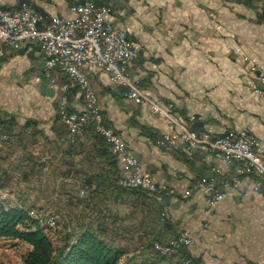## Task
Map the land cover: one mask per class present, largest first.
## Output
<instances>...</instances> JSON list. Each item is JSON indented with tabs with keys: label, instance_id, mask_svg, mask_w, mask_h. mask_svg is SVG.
Here are the masks:
<instances>
[{
	"label": "crops",
	"instance_id": "0c3cea01",
	"mask_svg": "<svg viewBox=\"0 0 264 264\" xmlns=\"http://www.w3.org/2000/svg\"><path fill=\"white\" fill-rule=\"evenodd\" d=\"M21 1L0 0V6L13 7ZM72 1L34 0L42 19L70 14ZM106 1L112 6L110 17L141 44L131 69L142 87L172 99L175 110L199 131L209 130L216 136L233 125L247 127L259 137L264 154V92L252 87L256 71L235 48L241 42L264 68V21L257 19L254 7L238 0ZM230 31H235V36ZM89 75L106 118L139 154L143 168L177 190L157 196L170 222L168 237L189 228L194 237L189 250L203 264H249L264 259V194L249 188L253 178L244 177L238 186H230V192L213 205L203 186L185 195L183 191L213 164H221L225 174L234 171L235 165L222 163L205 143L197 144L192 156L183 149L164 148L158 138L167 121L151 113L150 103L128 97V85L112 80L105 68L97 67ZM59 94L58 83L44 69L38 44L27 40L19 47L4 44L0 119H7L14 132L28 122L26 131L39 142L35 148L43 151L60 146L62 160L90 171L84 156L94 155L93 162L103 158L89 129L79 131L74 146L68 148L58 133L62 128ZM69 100L74 106L82 105L76 85L69 89ZM6 148L5 142L0 143V154L6 153ZM17 160L30 157L21 155ZM14 189L17 193L19 186ZM0 193L2 200L12 196L8 186Z\"/></svg>",
	"mask_w": 264,
	"mask_h": 264
},
{
	"label": "built area",
	"instance_id": "2783aa9c",
	"mask_svg": "<svg viewBox=\"0 0 264 264\" xmlns=\"http://www.w3.org/2000/svg\"><path fill=\"white\" fill-rule=\"evenodd\" d=\"M69 7L70 14H56L42 19L34 0H22L13 7L0 6V57L4 54L6 42L15 47L21 46L25 40L39 45L44 55V69L60 88L58 111L68 127L65 139L75 141L84 125L92 122L95 129L108 140L110 150L121 163L122 171L117 175L119 184L142 187L158 197L164 192L177 191L175 186L159 182L143 168L139 154L129 148L121 132L106 118L89 75L97 67L105 68L112 80L128 85V97L150 103L151 113L160 114L166 119L167 127L158 138L164 148L183 149L187 156H192L197 144L205 143L222 163L235 165L234 171L225 174L221 164H213L209 172L200 175L183 191L185 195L195 187L203 186L208 202L213 205L230 192V186H238L244 177L253 178L249 187L251 190L264 194V154L255 133L245 126L233 125L213 136L209 130L199 131L191 127L188 117L175 110L172 99L153 94L138 82L131 67L141 44L110 17L112 6L109 2L74 0ZM235 34V31H230L231 36ZM235 48L242 52L249 68L256 71L252 87L264 92V68L257 57L245 51L241 42H237ZM71 85L79 89L83 101L81 106H74L69 100ZM9 137L10 133L0 124V141ZM44 157L48 155L44 154ZM0 192H3V188H0ZM41 212L47 229L52 230L59 225L56 212ZM193 241L191 230L183 227L168 240H158L154 245L158 252L172 253ZM183 262L203 264L193 256L183 257ZM249 264H264V259H256Z\"/></svg>",
	"mask_w": 264,
	"mask_h": 264
},
{
	"label": "trees",
	"instance_id": "16d2710c",
	"mask_svg": "<svg viewBox=\"0 0 264 264\" xmlns=\"http://www.w3.org/2000/svg\"><path fill=\"white\" fill-rule=\"evenodd\" d=\"M238 1L254 7L257 12V19L264 21V9L256 5L257 0ZM63 77L66 78V75ZM59 118L60 128H62L58 130V133L64 138L67 135L68 127L60 115ZM7 122V119H0V124L5 130L10 129ZM27 125L28 122H25L22 129L15 132L20 139L28 131L25 129ZM85 129L91 131L93 142H95L99 155L105 162L101 161L103 159L93 162L94 155L92 154L84 156L92 160L90 161L92 166H89L90 171L85 169L87 174L83 182L88 190L82 196L83 198L79 197V199H85L86 204H93L95 211L98 209L103 210V206L109 207L112 202L117 203L128 200L131 203V214L135 215V212H138L139 220L146 226L145 229L150 232L151 236L150 240L147 241V245H153L156 239L168 240L167 233L170 229V222L163 215V206L160 200L155 194L142 187H125L119 184L117 175L120 172V162L118 157L110 150L108 140L95 129L92 122L86 123L81 130ZM77 137L78 133L76 139ZM20 143L23 150H25L27 146L24 142L20 141ZM73 146L74 143L70 141L68 148ZM35 161L37 159L33 162ZM20 163H23L25 168L24 165L31 163V161H20ZM31 167L37 168L40 166L32 165ZM31 167L26 168L27 171H30ZM7 168L5 166V169L3 168L0 171V186L3 187L12 178L8 171H15L12 168L7 170ZM23 192L17 190V200L15 202L0 201V236L19 237L30 243V248L19 264H118L126 248L122 244L114 242L103 232L110 227L104 220V212L93 213L94 216L90 217L88 221L80 222L81 225L78 228H71L70 226L63 235V241L59 244L56 242L53 233L46 228L39 217L30 214V210L35 209L36 206L33 203L34 201L26 204L29 202L24 200L26 195H23ZM109 216L112 221H116L118 213L110 212ZM94 217L97 218L96 222ZM161 255L165 258L168 257L172 264H186L183 262V257L193 256L188 246H181L172 253ZM194 258L198 259L197 257Z\"/></svg>",
	"mask_w": 264,
	"mask_h": 264
},
{
	"label": "rangeland",
	"instance_id": "374dc122",
	"mask_svg": "<svg viewBox=\"0 0 264 264\" xmlns=\"http://www.w3.org/2000/svg\"><path fill=\"white\" fill-rule=\"evenodd\" d=\"M256 5L264 9V0H257ZM7 131L10 133V137L6 139L7 141H2V143L5 142L8 148L5 149L6 153L0 154V171L3 168L5 169V166L15 171H8L12 178L4 187L0 186V188L8 186L12 192V196L3 198L4 202H15L17 200V194L13 191L15 190L14 187L19 186V191H24L23 195H26L24 200L29 202L26 204L34 201L33 203L37 207L31 209L30 214L39 217L44 225L45 219L41 211L56 212L59 225L50 232L53 233L56 242L59 244L63 241V235L70 226L71 228H78L81 225L80 222L90 220L89 218L94 216L93 213L104 212V220L110 227L103 232L114 242L122 244L126 248L118 264H172L168 257L165 258L161 255L169 253H161L155 249L154 243L161 239H156L153 245H147V241L150 240L151 236L150 232L145 229L146 226L139 220L138 212H135V215L131 214V203L128 200L117 203L112 202L109 207L103 206V210L98 209L95 211L93 204H86L85 199H79V197L83 198L82 196L88 190L83 182L87 172L85 169L80 171L81 164L76 167L75 164L62 160L60 146L51 148L46 145L48 147L43 151L39 146L35 148L39 142L35 137H32L30 131L26 132L21 139L13 129L10 128ZM65 138L64 140L69 143L70 140ZM20 141L27 146L25 150H23ZM36 149H39V151H36ZM26 154L29 155L30 160L28 161H31V163L24 165V168L23 163H20L17 158ZM44 154H47L48 157H44ZM36 159V163L33 162ZM84 164L88 168L92 166V162L88 163L87 158H85ZM32 165L40 167H31ZM28 167H31L30 171H27L26 168ZM110 212L118 213L116 221H112L109 216ZM94 220L96 222L97 218L94 217ZM29 248L30 243L22 238L0 236V264H19L23 261V257Z\"/></svg>",
	"mask_w": 264,
	"mask_h": 264
},
{
	"label": "bare ground",
	"instance_id": "6f19581e",
	"mask_svg": "<svg viewBox=\"0 0 264 264\" xmlns=\"http://www.w3.org/2000/svg\"><path fill=\"white\" fill-rule=\"evenodd\" d=\"M32 213V212H31ZM43 217H44V214H43ZM45 219V218H44ZM46 226V225H45Z\"/></svg>",
	"mask_w": 264,
	"mask_h": 264
}]
</instances>
